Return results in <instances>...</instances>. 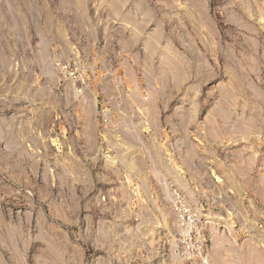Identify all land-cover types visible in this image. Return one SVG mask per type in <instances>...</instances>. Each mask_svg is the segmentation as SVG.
Instances as JSON below:
<instances>
[{
    "label": "rangeland",
    "instance_id": "374dc122",
    "mask_svg": "<svg viewBox=\"0 0 264 264\" xmlns=\"http://www.w3.org/2000/svg\"><path fill=\"white\" fill-rule=\"evenodd\" d=\"M252 99H264V0H0V233L17 216L30 264H53V244L70 264H189L165 243L183 152L234 151ZM92 141L85 210L67 216L61 184ZM156 168L160 198L143 188L131 205L124 181ZM189 203L220 235L237 230L243 206Z\"/></svg>",
    "mask_w": 264,
    "mask_h": 264
},
{
    "label": "crops",
    "instance_id": "0c3cea01",
    "mask_svg": "<svg viewBox=\"0 0 264 264\" xmlns=\"http://www.w3.org/2000/svg\"><path fill=\"white\" fill-rule=\"evenodd\" d=\"M246 107L242 117L236 118L237 125L243 126V138L239 140L241 144L234 151L209 154L206 150L188 149L183 152L186 153L188 162L183 166L185 172L183 171L182 180L186 191H182L192 204L243 206L241 218L236 222L237 230L231 235H220L214 229V221H207L212 243L211 251L214 254L233 253L234 258L241 264H264V99L262 101L252 99ZM93 142L77 154V179L67 180L61 184L66 190L62 195L66 202L64 212L67 216L84 213L85 164L80 158L86 157L87 164L94 163V156L99 151L95 152ZM216 177L221 182H217ZM151 179L124 181L123 190L131 205L140 200L142 196L138 190L143 188L152 189L156 200L160 198L158 191L163 189V180L158 175V168L156 175ZM179 180L181 181L180 177ZM169 184L176 186L174 180ZM173 190L181 191L179 188ZM247 206L251 207V216L247 213ZM19 226L20 220L17 216L7 214L4 216L0 233V264L31 263L33 246L30 243V236L29 233H20ZM249 229L252 233L248 232ZM237 240L240 243H234ZM226 242L230 243L226 244ZM50 253V263L70 264L68 247L53 244L50 246Z\"/></svg>",
    "mask_w": 264,
    "mask_h": 264
},
{
    "label": "built area",
    "instance_id": "2783aa9c",
    "mask_svg": "<svg viewBox=\"0 0 264 264\" xmlns=\"http://www.w3.org/2000/svg\"><path fill=\"white\" fill-rule=\"evenodd\" d=\"M168 199L176 218V231L165 238L169 250L189 264H209L211 240L203 226L207 221L180 191L173 190Z\"/></svg>",
    "mask_w": 264,
    "mask_h": 264
}]
</instances>
